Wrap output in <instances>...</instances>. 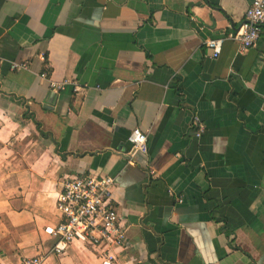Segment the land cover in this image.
<instances>
[{
  "label": "crops",
  "instance_id": "obj_1",
  "mask_svg": "<svg viewBox=\"0 0 264 264\" xmlns=\"http://www.w3.org/2000/svg\"><path fill=\"white\" fill-rule=\"evenodd\" d=\"M252 1L0 0V264H264V28L244 53L205 46ZM80 175L114 179L126 238L58 256L55 198Z\"/></svg>",
  "mask_w": 264,
  "mask_h": 264
},
{
  "label": "built area",
  "instance_id": "obj_2",
  "mask_svg": "<svg viewBox=\"0 0 264 264\" xmlns=\"http://www.w3.org/2000/svg\"><path fill=\"white\" fill-rule=\"evenodd\" d=\"M264 28V0H253L246 12L244 21L237 32L229 37H220L205 41L212 59H217L225 41L233 42L239 53L254 47ZM11 70L26 69V63H11ZM41 78L47 79L46 73ZM65 83L50 82L49 88L58 93ZM77 87L74 88L76 92ZM197 125L196 136L201 137L203 125L194 119ZM127 142L131 153H148L147 134L139 129L132 130ZM115 181L112 177L80 175L72 179H63L60 190L55 198V209L60 217L58 225L47 231L57 239L53 253L61 256L73 242L89 244L97 248L111 249L114 245L121 246L125 240L122 220L112 199ZM182 202V200H179ZM107 251L103 264H111L113 257ZM45 255L22 259L23 264H42Z\"/></svg>",
  "mask_w": 264,
  "mask_h": 264
}]
</instances>
